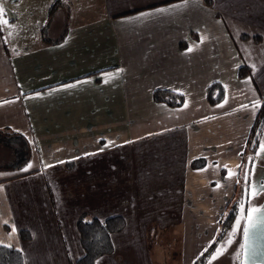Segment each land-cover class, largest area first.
Here are the masks:
<instances>
[{"label": "crops", "instance_id": "obj_1", "mask_svg": "<svg viewBox=\"0 0 264 264\" xmlns=\"http://www.w3.org/2000/svg\"><path fill=\"white\" fill-rule=\"evenodd\" d=\"M50 1L70 11L57 45L44 39L60 35L65 11L47 14L45 30L42 21L36 31L29 25L9 43L11 31L0 24V137L20 134L32 153L25 170L0 167V246L19 250L25 264H58L49 251L55 216L62 226L78 219L69 214L70 182H96L100 170L113 190L108 163L91 170L90 160L140 147L141 164L126 167V214L111 212L108 199L96 201L103 213L92 217L121 216L125 227L111 236L113 253L95 264H153L140 205L157 208L150 221L160 230L179 227L178 263L193 264L215 240L240 186L242 154L264 93V0H213L211 7L203 0ZM243 65L251 74L239 79ZM213 83L225 97L210 106L205 95ZM154 90L182 94L184 103H155ZM197 160L205 165L192 169ZM138 178L142 202L132 198ZM258 194L247 186V198ZM21 230L32 239L21 241ZM72 245L71 261L79 253Z\"/></svg>", "mask_w": 264, "mask_h": 264}, {"label": "rangeland", "instance_id": "obj_2", "mask_svg": "<svg viewBox=\"0 0 264 264\" xmlns=\"http://www.w3.org/2000/svg\"><path fill=\"white\" fill-rule=\"evenodd\" d=\"M203 1L207 6L206 0ZM55 2H49V0H0V7L5 10L4 15L0 17V19L7 21V24H0L3 25V27H7L8 31L12 32L13 30L12 35L11 32L7 34V42L9 43V40L15 41L17 31H21L19 34L21 37V35L28 30L29 25L30 28L35 26L36 31V28L41 24V21L45 22V24L41 27V30L43 28V30H45L48 25V19L46 21L47 14L50 17L54 16L58 12L65 11V5L62 7L59 5L53 6ZM212 5L213 0H211V6ZM56 8L58 9L55 10ZM69 19L70 11L68 12L67 26H69ZM65 21L66 19L63 21L62 27L61 25L59 27L61 31L64 29ZM214 37L215 44H221V37L218 38L215 34ZM10 133L17 134L12 132ZM10 133H8L9 136ZM1 136L4 137L3 134H1ZM5 138L0 137V167L12 171L17 162L23 158H28V160L25 161L26 163L21 168L22 170H25V168L28 167L30 159V148L22 149L16 142L8 141ZM141 151L142 149L138 147L134 152H125L121 150L117 151L112 156L107 154V156L101 157L102 159H97L99 158L97 156L93 157L90 160L91 163H89L91 170L95 167L99 169L97 165L101 161H104V164L108 163L111 167L110 169L112 173L109 172V176L112 178L110 179V182L111 184L114 183V188L111 190V186L107 184V181L105 180L107 174L101 173L100 170H98L99 177H97L96 182L95 176H91L88 181L86 180L85 182H78L75 180L71 181L69 184V191H71V199L69 200L71 203L68 204L70 207L69 214L74 213L76 216L78 215V219L81 216L90 219L92 218L91 214H102V207H100L101 205L96 203V201L101 200L103 202L104 198L106 200L108 199L109 204L112 205L111 212H119L123 215L126 214L125 204L127 196H129V189H127L126 186H129L128 182H131V174L126 172V167H129L130 165L133 166V164L134 166L141 164V155L139 154ZM247 160L249 162L247 186L249 189H254V185L258 188L261 184H264V127L259 134L255 149L248 153ZM110 169L106 166V171ZM116 169H118L117 173L115 172ZM69 179L72 180V177ZM135 184H137V188L134 191L133 187L131 188V192L133 193L132 198L133 200L142 202L145 198L143 195L145 192L142 189L140 178H138V181H136ZM130 185L132 184L130 183ZM234 202L237 204L236 216L231 222L224 238L211 254L207 264H264V224H259L250 230L246 249L241 248V245L245 244L244 228L248 226V213L253 208H264V191H259L258 198L254 200L251 197H246L243 201L241 197L238 198V195H236L233 200L230 201L229 206L233 205ZM139 209L142 211L144 215L143 217L147 219L146 221H149L148 225H146L147 238L145 239V244L150 257L152 258V263L179 264L177 256L180 246V236L177 234V232L180 231L179 227H174L172 224L167 227V230H160L157 222L150 221L151 219H157L156 217L150 216L152 211H157V208L152 209L150 207L151 212H149L148 207L142 208L140 205ZM260 215H264V212L260 213ZM57 220V216H55L57 239L53 238V243L51 244L52 248H49V251L52 252V257L55 263L60 264L68 257V264H76V262L84 255L79 232L77 230V221L76 219L70 220V223L66 222L65 225L62 226ZM237 220L240 221L238 227ZM64 233L68 236L66 240L62 236ZM229 241H231V243H229ZM72 244H76L79 248V253L75 255L76 258L73 261H71L69 257L70 254H72V250L74 251Z\"/></svg>", "mask_w": 264, "mask_h": 264}, {"label": "trees", "instance_id": "obj_3", "mask_svg": "<svg viewBox=\"0 0 264 264\" xmlns=\"http://www.w3.org/2000/svg\"><path fill=\"white\" fill-rule=\"evenodd\" d=\"M62 3L56 1L55 5H61ZM207 6H211V0H206ZM69 6L65 4V24L64 29L60 35L54 40L44 39L45 44L47 45H57L61 43L67 33V19H68ZM44 29V28H43ZM42 29V30H43ZM240 39L242 41L251 40L254 44H259L262 42V37L254 36L250 38L248 35H241ZM264 59V54H263ZM251 70L248 66L243 65L238 69L237 77L239 79H245L249 77ZM225 97L224 87L219 83H213L206 89V102L210 106H215L223 101ZM152 100L155 103L163 104L169 108H179L184 103V97L182 94H178L172 91L167 90H154L152 93ZM264 127V93L261 96L260 108L254 120V123L251 127L245 150L242 154L243 162L240 167L239 173V189L235 191V194L238 195V198L244 201L247 196V173H248V160L247 155L249 152L253 151L257 145L259 134L261 133ZM6 140L11 142H16L19 144L20 148H27V143L24 137L20 134H6ZM26 159H21L16 163L17 166H23ZM205 165L204 160H197L191 163L192 169H200ZM72 164H67L66 168H71ZM49 191V188L47 187ZM245 191V194H244ZM233 195L232 199L234 198ZM230 203V202H229ZM227 204L224 213L222 214L219 220V228L215 240L212 244L206 249L203 254L195 260L193 264H207L211 254L216 249L218 243L226 234L229 229L231 222L236 216L237 204L234 202L233 205L229 206ZM125 227V220L121 216L110 217L105 220H99L97 218L87 219L84 216H81L77 221V230L80 236V242L84 250V255L76 262V264H95L96 261L104 256L111 255L113 253V244L111 241V236L115 233H119ZM19 238L23 242H28L31 240V235L26 230H21L19 232ZM0 264H25L23 254L12 247L0 246Z\"/></svg>", "mask_w": 264, "mask_h": 264}, {"label": "snow or ice", "instance_id": "obj_4", "mask_svg": "<svg viewBox=\"0 0 264 264\" xmlns=\"http://www.w3.org/2000/svg\"><path fill=\"white\" fill-rule=\"evenodd\" d=\"M159 11L164 12V11H168V10L160 9ZM4 13H5V10L2 7H0V17H2L4 15ZM0 23L7 24V21L0 19ZM191 50L192 49H188V51H191ZM109 143H111V142H109ZM101 150H103V149H101ZM29 167H31V165H29ZM253 187H254V190L257 192L264 191V184H261L258 188L255 185ZM262 212H264V208H259V207L253 208L249 211L248 217H247L248 226L244 228L245 244L241 245V248L246 249L247 240H248V237L250 234V230L259 224H264V215H260V213H262ZM239 224H240V221L237 220V227L239 226ZM229 243H231V241H229ZM217 254H219V253H217Z\"/></svg>", "mask_w": 264, "mask_h": 264}, {"label": "water", "instance_id": "obj_5", "mask_svg": "<svg viewBox=\"0 0 264 264\" xmlns=\"http://www.w3.org/2000/svg\"><path fill=\"white\" fill-rule=\"evenodd\" d=\"M244 194H245V191H244Z\"/></svg>", "mask_w": 264, "mask_h": 264}]
</instances>
